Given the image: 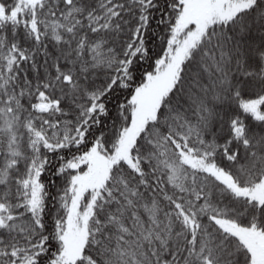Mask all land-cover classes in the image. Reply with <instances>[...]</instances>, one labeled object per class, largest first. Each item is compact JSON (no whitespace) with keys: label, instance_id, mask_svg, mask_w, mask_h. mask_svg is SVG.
<instances>
[{"label":"snow or ice","instance_id":"6c2138e0","mask_svg":"<svg viewBox=\"0 0 264 264\" xmlns=\"http://www.w3.org/2000/svg\"><path fill=\"white\" fill-rule=\"evenodd\" d=\"M0 264H264V0H0Z\"/></svg>","mask_w":264,"mask_h":264}]
</instances>
